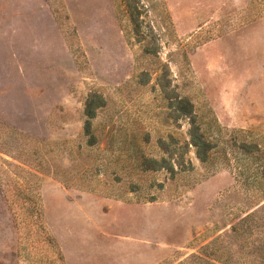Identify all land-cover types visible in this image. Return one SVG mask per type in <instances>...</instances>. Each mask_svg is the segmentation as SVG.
<instances>
[{"label": "rangeland", "instance_id": "1", "mask_svg": "<svg viewBox=\"0 0 264 264\" xmlns=\"http://www.w3.org/2000/svg\"><path fill=\"white\" fill-rule=\"evenodd\" d=\"M140 1L0 0V264H264V0Z\"/></svg>", "mask_w": 264, "mask_h": 264}, {"label": "trees", "instance_id": "2", "mask_svg": "<svg viewBox=\"0 0 264 264\" xmlns=\"http://www.w3.org/2000/svg\"><path fill=\"white\" fill-rule=\"evenodd\" d=\"M117 3V15H118V19L120 17L119 20H123V18L121 16H124L126 18V23H128L129 28H127L126 26H124V32H126V34H140L141 33V25L144 22L145 15H148V12L144 6V4L141 3L140 0H133L132 4H128L125 0H116ZM167 17H169L168 11L165 9ZM171 22V21H170ZM172 24V22H171ZM149 46H147V48L144 50V54L150 57H155L157 58V54L152 52V50H150L148 48ZM146 74L148 75V73L146 72ZM182 103H185V107H184V114L188 115V116H193L194 113V106L193 104L187 99V100H181ZM94 116V114H93ZM93 116H91L90 118H92ZM196 130H192V144L197 148H202L205 150V153L202 155L201 151L198 152V158L202 161V162H206L208 156L206 155V152H209V150L211 149L210 143H208V141L205 139L204 135L202 134H198L197 132H195ZM255 215H249L246 217V221L245 222H249L250 220H252V218ZM248 230H251L249 226L246 225H236L233 227V233H235L236 235L241 236L243 233L248 232ZM245 231V232H244ZM221 241H218V243ZM217 244V243H216ZM60 258H63L62 255L60 254ZM196 259L199 260L200 263H203V259L199 256H195Z\"/></svg>", "mask_w": 264, "mask_h": 264}]
</instances>
